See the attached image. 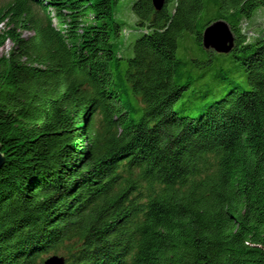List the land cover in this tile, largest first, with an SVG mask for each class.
<instances>
[{"label": "trees", "instance_id": "obj_1", "mask_svg": "<svg viewBox=\"0 0 264 264\" xmlns=\"http://www.w3.org/2000/svg\"><path fill=\"white\" fill-rule=\"evenodd\" d=\"M117 2L0 5V264H264V0H132L133 41ZM216 19L232 50L178 58Z\"/></svg>", "mask_w": 264, "mask_h": 264}, {"label": "rangeland", "instance_id": "obj_2", "mask_svg": "<svg viewBox=\"0 0 264 264\" xmlns=\"http://www.w3.org/2000/svg\"><path fill=\"white\" fill-rule=\"evenodd\" d=\"M7 1L8 0H0V5L6 3ZM131 1L132 0H118V2L116 3L113 9L114 18L118 21H122V27L124 29L123 34L126 35L124 37L125 39H128V41H133L136 37H138V35H140L139 30L135 26V16L130 7ZM254 14L255 15L253 18L255 21L248 22L247 24H245L246 29L244 31L247 34H251V30H255V27H258L259 24H263L262 20L264 18V6L256 9L254 11ZM0 30H2L1 27H0ZM30 34L31 32L29 31H23L22 33L23 36H29ZM186 35H187L186 37H187L188 48L183 49V40H181L180 38L178 40V47H177V52H176L177 57L183 60H190V61L192 59H198L201 61L206 60L205 52L207 51L204 50L203 48H202L203 50L197 49L193 41L194 33L188 32ZM10 46H11V42L9 40L6 41L5 44L0 48V53L6 52V50ZM130 50H131V46H130ZM219 67H220L219 61L214 62V63L208 62L205 64L200 63L199 66H193L192 64H190V66L186 68L188 70L186 73L187 76L190 75L191 78H195L196 80L201 73H204V75L200 77L199 79H197L195 85H192L190 89L187 92H185L183 96L184 98H182V100L187 99V101H191L190 98H188L190 96L191 88H193L192 90L198 91L199 92L198 94H203L205 92H208V95L205 98H203L202 102L210 100L211 98L214 97V95L218 97L221 94L220 87L217 85H214V83L212 82L211 76L214 73V71H216ZM228 68H229L228 72H230V77L239 83V88L248 89L249 85L247 84L245 73L242 70L235 71L232 68L231 64H228ZM186 78L187 77L181 80H177V82L185 83L187 81ZM175 108L178 109L177 106H175ZM57 254L61 255L62 253L59 252Z\"/></svg>", "mask_w": 264, "mask_h": 264}, {"label": "water", "instance_id": "obj_3", "mask_svg": "<svg viewBox=\"0 0 264 264\" xmlns=\"http://www.w3.org/2000/svg\"><path fill=\"white\" fill-rule=\"evenodd\" d=\"M155 10H159L165 0H151ZM234 33L224 19H216L207 24L201 32V46L219 54H227L234 46ZM4 163V155L0 145V167ZM42 264H65V259L52 254L47 256Z\"/></svg>", "mask_w": 264, "mask_h": 264}, {"label": "bare ground", "instance_id": "obj_4", "mask_svg": "<svg viewBox=\"0 0 264 264\" xmlns=\"http://www.w3.org/2000/svg\"><path fill=\"white\" fill-rule=\"evenodd\" d=\"M55 255H58L59 257H63V258H65L62 254L60 255V254H55Z\"/></svg>", "mask_w": 264, "mask_h": 264}, {"label": "clouds", "instance_id": "obj_5", "mask_svg": "<svg viewBox=\"0 0 264 264\" xmlns=\"http://www.w3.org/2000/svg\"><path fill=\"white\" fill-rule=\"evenodd\" d=\"M50 255H52V254H50ZM47 256H49V255H47ZM47 256H46V257H47ZM46 257H45V258H46ZM45 258H44V259H45ZM42 263H43V262H42Z\"/></svg>", "mask_w": 264, "mask_h": 264}]
</instances>
